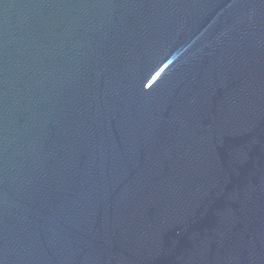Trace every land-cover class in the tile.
Segmentation results:
<instances>
[{"label": "water", "instance_id": "water-1", "mask_svg": "<svg viewBox=\"0 0 264 264\" xmlns=\"http://www.w3.org/2000/svg\"><path fill=\"white\" fill-rule=\"evenodd\" d=\"M0 264H264V0H0Z\"/></svg>", "mask_w": 264, "mask_h": 264}]
</instances>
